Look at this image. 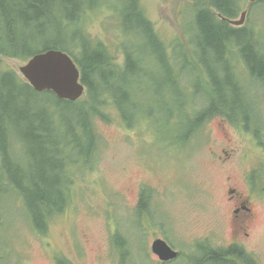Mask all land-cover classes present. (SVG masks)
Listing matches in <instances>:
<instances>
[{
    "label": "rangeland",
    "instance_id": "374dc122",
    "mask_svg": "<svg viewBox=\"0 0 264 264\" xmlns=\"http://www.w3.org/2000/svg\"><path fill=\"white\" fill-rule=\"evenodd\" d=\"M110 1L95 0L91 5L94 10L99 7L98 12L94 14L87 8L82 18L92 35L115 45L126 36L117 33L114 11L103 9ZM120 1L122 32L131 13ZM140 3L153 23L154 37L165 46H170L175 38L182 43L188 41L191 32L196 31L195 25L203 32L201 17L206 11L194 7L191 13L188 6L184 7L186 0H140ZM246 5L242 1V10ZM261 11L264 12V7ZM263 23L264 16L248 15L237 26L255 32ZM148 32L152 35L149 29ZM47 38L58 46H76L56 24ZM144 41L147 42L146 37ZM227 41L229 38L224 43ZM134 42L131 40L132 45ZM127 46L126 42L124 48ZM153 46L157 43L153 42ZM138 59L160 74L161 55L152 51L146 61ZM23 63L8 58L5 67L18 70ZM204 74L211 105L218 107L215 87L222 86L219 80H227L228 73L220 74L213 67H206ZM183 76L195 79L190 70H184ZM232 76L234 82L237 76L234 72ZM160 77L168 88L163 96L167 101L180 105L181 100L189 99L186 87L176 85L169 71H163L145 87L159 93L156 87L163 84L157 83ZM246 79L230 85V91L244 100L240 108L246 116L240 118L241 123L222 113L212 114L210 119L196 125L198 130L187 142L175 137L168 144L167 139H159L156 124L149 118L140 126L133 125L134 128L119 124L113 111L109 112L110 118L99 120L95 128L102 137L96 162L88 172L85 169L84 176L81 174L85 180L77 179L78 192L69 200L70 206L64 213L52 219L45 240L30 230L17 229L10 237L23 263L52 264L50 254L58 249L70 256L68 236H72L75 227L77 238H81L83 230L89 234L95 247L92 252L99 257L100 264H116L108 260L107 250L102 251L100 242L109 244L113 236L121 240L122 232L134 241L136 262L143 253L152 264H161L151 244L155 238H163L169 239L175 253L170 264H227V261L264 264V75H257L252 82ZM202 85L201 90L195 88L197 93L203 90ZM139 96L149 100L151 92L144 91ZM32 97L34 103L39 101L33 93ZM194 103L202 108L204 98ZM68 105L73 110V105ZM144 195L149 200L147 207L141 205Z\"/></svg>",
    "mask_w": 264,
    "mask_h": 264
},
{
    "label": "trees",
    "instance_id": "16d2710c",
    "mask_svg": "<svg viewBox=\"0 0 264 264\" xmlns=\"http://www.w3.org/2000/svg\"><path fill=\"white\" fill-rule=\"evenodd\" d=\"M94 1L45 2L42 10L35 13L31 10L34 14L22 22L25 23L23 30L28 34L31 44L24 41L0 46V115L22 116L28 125L25 129L19 122L12 120L7 128L0 126V264H24L20 255H16L17 251L10 240L18 228H27L38 236L42 234V238L43 234L48 233L52 216L61 211L73 195L69 181L75 180V173L71 176V168L78 167L84 174L85 166L99 152V139L102 135L95 125L99 120L110 118V111L115 113V119L128 126L149 118L156 124L159 139L174 141L177 137L187 142L188 137L198 130L196 125L210 119L212 114L222 113L233 120L246 116L240 108L244 100L230 91V85H236L238 81H231L234 78L230 75L237 61H243L249 71L246 82L257 80V75H264L261 56L264 29L261 25L255 32L241 29L222 20L216 13L236 17L242 11V1L247 0H186L184 7L188 6L191 13L194 7L206 11L201 17L203 32L197 30L195 25L196 31L191 32L188 41L182 43L175 38L170 46L163 45L154 37L153 23L146 16L140 0H122V4L128 6L131 13H128L129 22L122 32L121 1L111 0L103 6V9L114 11L117 33L126 36H122L119 44L114 45L96 36V39L93 38L82 14L87 8L94 14L98 12L99 7L94 10L91 5ZM15 2L19 3L17 0ZM259 2L251 3V16H264L256 9L255 4ZM190 23L194 26L192 18ZM54 24L60 26L68 41L76 44L74 48L49 42L47 34ZM7 27L9 24L0 20V30ZM184 32L187 33V30L184 29ZM227 38L229 41L224 43ZM131 40L135 41L133 45ZM126 42L129 46L124 48ZM153 42L157 46H153ZM50 48L69 52L79 63L82 80L88 91L77 102L59 99L51 92L38 93L17 75L16 70H5L3 67V57L27 61L36 51ZM152 51L162 56L159 75L169 71L172 80L176 79V85L186 87L190 100H181L180 105L167 101L163 97L168 89L163 77L157 82L163 84L156 87L160 92H155L153 100L140 98L137 92L143 90L148 82H155L159 76L138 59L146 61L145 58ZM151 62L154 65L153 60ZM206 67H213L220 74L226 72L229 76L227 80H219L222 86L215 87L218 107L211 105L208 96L204 78ZM184 70L193 72L195 79L184 78ZM213 75L216 76V73ZM201 83L204 84L203 90L197 93L195 88L201 90ZM32 93L39 97L38 102L34 103ZM201 97L204 98V104L198 108L194 101ZM68 103L73 105V110ZM19 104H27L29 107L26 109ZM61 104L64 105L61 107ZM46 128L47 134L34 135L35 130L43 131ZM17 197L24 205L11 202ZM141 205L146 206L143 199ZM18 215L22 217L21 223L14 221ZM58 251L62 252L60 249ZM213 255L216 256V253ZM64 258V255L53 254L55 264H64Z\"/></svg>",
    "mask_w": 264,
    "mask_h": 264
},
{
    "label": "water",
    "instance_id": "95a60500",
    "mask_svg": "<svg viewBox=\"0 0 264 264\" xmlns=\"http://www.w3.org/2000/svg\"><path fill=\"white\" fill-rule=\"evenodd\" d=\"M237 24V21H232ZM25 78L37 90L53 89L60 98L75 100L83 92L79 83V70L71 57L59 50H47L35 55L20 68ZM154 250L162 258L175 255L164 241L157 240Z\"/></svg>",
    "mask_w": 264,
    "mask_h": 264
},
{
    "label": "bare ground",
    "instance_id": "6f19581e",
    "mask_svg": "<svg viewBox=\"0 0 264 264\" xmlns=\"http://www.w3.org/2000/svg\"><path fill=\"white\" fill-rule=\"evenodd\" d=\"M19 3L15 2V0H1L0 1V20L3 22L9 24V28L7 27L5 30H0V46L4 43H25L26 44H31L29 42L30 38L26 32H24V24L22 23L25 18H28L34 11L42 10L43 5L46 2H49L50 0H43V1H38V0H17ZM17 5H15V3ZM33 10V12L31 11ZM31 11V12H29ZM29 12V13H27ZM34 12V13H35ZM27 13L26 15H24ZM33 13V14H34ZM25 41V42H24ZM255 46V50H256ZM226 51V48H224ZM239 52L241 53V49L239 48ZM242 55V53H241ZM261 56L263 57V62L264 63V45L261 46ZM243 60L244 57L242 55ZM246 61V60H245ZM232 73V72H231ZM232 75V74H230ZM21 105V104H19ZM24 106V108H28L29 106L26 105H21ZM34 106V105H33ZM12 120L15 122H19V124L27 129L28 125L25 122V118L22 116H15V117H10L7 114L3 113L0 115V126H3L4 128H7L12 124ZM29 133H33L29 132ZM41 133H48V129L46 128L45 130H35L34 135L40 136Z\"/></svg>",
    "mask_w": 264,
    "mask_h": 264
},
{
    "label": "flooded vegetation",
    "instance_id": "af4514ba",
    "mask_svg": "<svg viewBox=\"0 0 264 264\" xmlns=\"http://www.w3.org/2000/svg\"><path fill=\"white\" fill-rule=\"evenodd\" d=\"M239 213V212H238ZM240 215V213L239 214H237V216H239Z\"/></svg>",
    "mask_w": 264,
    "mask_h": 264
}]
</instances>
